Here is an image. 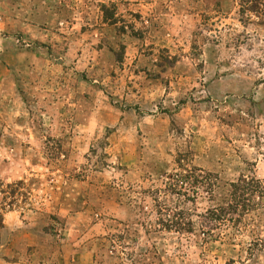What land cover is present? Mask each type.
<instances>
[{
    "label": "rangeland",
    "instance_id": "rangeland-1",
    "mask_svg": "<svg viewBox=\"0 0 264 264\" xmlns=\"http://www.w3.org/2000/svg\"><path fill=\"white\" fill-rule=\"evenodd\" d=\"M241 176L264 0H0V264H264V198L205 218Z\"/></svg>",
    "mask_w": 264,
    "mask_h": 264
},
{
    "label": "trees",
    "instance_id": "trees-1",
    "mask_svg": "<svg viewBox=\"0 0 264 264\" xmlns=\"http://www.w3.org/2000/svg\"><path fill=\"white\" fill-rule=\"evenodd\" d=\"M192 172L198 171L197 167L192 168ZM203 172V171H202ZM180 174L176 176L179 177ZM207 177H211V180L208 183L209 190L213 188V179L214 175L212 173H205ZM187 178V176H185ZM255 197L264 198V186L255 177H245L241 176L238 181L230 183V191L228 194L227 203L218 207L217 209H209L207 210V215L205 218L207 222L219 221L224 219L226 216L233 214L239 211L240 208L248 206L247 201L254 200ZM253 205H255V202ZM243 208V209H244ZM232 218V217H231ZM178 224V223H177Z\"/></svg>",
    "mask_w": 264,
    "mask_h": 264
},
{
    "label": "crops",
    "instance_id": "crops-1",
    "mask_svg": "<svg viewBox=\"0 0 264 264\" xmlns=\"http://www.w3.org/2000/svg\"><path fill=\"white\" fill-rule=\"evenodd\" d=\"M62 261H57V264H62ZM78 262H76L75 258H67L65 260V264H77ZM80 264V263H79Z\"/></svg>",
    "mask_w": 264,
    "mask_h": 264
}]
</instances>
